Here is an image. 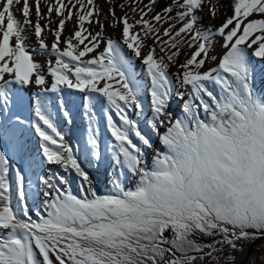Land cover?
Masks as SVG:
<instances>
[{
    "label": "snow or ice",
    "instance_id": "6c2138e0",
    "mask_svg": "<svg viewBox=\"0 0 264 264\" xmlns=\"http://www.w3.org/2000/svg\"><path fill=\"white\" fill-rule=\"evenodd\" d=\"M20 3L23 21L14 12ZM140 3L133 0L129 5L139 19L127 12L117 18L115 9L110 10L113 23L123 25V45L108 39L104 50L87 60L82 58L103 42L102 32L93 35L85 28L86 22L100 23L94 19L101 12L95 0H54L47 9L49 24L54 11L61 17L51 45L57 59L54 65L48 61L54 78L50 91L60 93L63 86L87 93L86 143L96 158L101 142L94 103L106 101L115 160L138 177V183L126 190L116 179L113 194H98L75 146L65 142L46 101L38 99L34 127L43 140V157L74 170L86 193L78 197L70 186L61 187L68 185L64 176L40 177L48 197L47 215L31 220L25 177L17 167L15 181L9 179L11 161L0 148V264H217L225 247L237 250L239 241L264 236V97L255 91L247 51L255 45L254 55L264 58V0H233L232 15L216 30L227 51L207 70L206 62L216 57L210 56L213 33L200 27V12L207 7L214 16L216 6L209 0H173L152 15L156 0H150L151 7ZM31 11L29 0H0V113L14 103L11 85L46 84L41 66L25 48L27 25L34 27L39 47L49 48L41 38L45 29L30 19ZM35 12L42 17L41 0H35ZM74 15L78 30L61 49L65 23ZM254 15L259 18L251 19ZM161 22L168 25L163 31L157 27ZM147 38H153L152 46L144 43ZM156 42L163 55L156 54ZM125 46L142 60L146 81L137 79ZM145 47L148 51L142 53ZM184 47L195 51L180 63ZM173 66L180 70L171 73ZM174 95L183 101L179 118L168 110ZM59 107L70 123L62 99ZM10 123L0 121V139L10 134ZM153 135L166 151L154 149ZM147 150L154 151L150 169L144 159ZM200 236L211 242L198 243Z\"/></svg>",
    "mask_w": 264,
    "mask_h": 264
},
{
    "label": "rangeland",
    "instance_id": "374dc122",
    "mask_svg": "<svg viewBox=\"0 0 264 264\" xmlns=\"http://www.w3.org/2000/svg\"><path fill=\"white\" fill-rule=\"evenodd\" d=\"M67 2V0H65ZM133 0H95V6L97 9L101 10L99 17L94 19H99L100 23L97 24L93 22L92 24L85 23V28L91 34L97 32L103 33V42L100 44L94 52L89 53L87 56L83 57V60L97 56L102 52L106 46V41L112 39L123 45L122 37V24H114L113 18L110 15V10L115 9V15L117 18L123 16L125 12L128 13L130 17L139 19V15L132 13L129 5L132 4ZM210 3L216 6L217 14L214 16L209 15V9L205 7L202 12H200L201 17V28H207V30L213 33L212 47L210 50V56H215L216 60H208L204 66V70L216 67L220 62V59L225 54L227 49L223 46L224 39L217 33V29L225 22V20L232 15V3L233 0H209ZM54 0H41V12L42 17L37 16L35 12V0H29V4L32 8L30 19L35 22L39 20L45 31L42 33V37L45 42L49 45L47 50L41 49L39 47V38L35 35L34 27L31 25L24 26V36H25V48L31 54L34 62L38 63L41 68V73L46 78V84L43 86L36 85L35 83L20 85L18 83L11 85L14 103L8 105L10 107L8 117L3 121L5 123L11 122V132L9 134L10 138L0 139V148H3L11 161L12 170L9 173V179L15 181L14 169L19 167L22 174L25 177L24 188H25V202L29 207V215L31 220L38 221L47 215V202L48 198L44 195L45 189L42 184L39 183L40 177H48L50 175L53 177L64 176L68 180V185H61V187L71 188L73 194L78 197H83L86 193V189L81 188L82 180L75 174L74 170L69 171L60 165L49 164L47 160L43 157L42 144L43 140L35 131V123L37 117L35 116V106L38 99L44 100L47 103L48 111L52 114L53 120L56 123L58 129L64 135L65 142L75 146L77 158L81 164V167L88 173L89 178L92 182V186L96 192L100 195H111L115 192L114 181L119 179L120 184L126 190L134 189L138 183V177L134 176L126 167H121L115 160V153L112 148L113 138L111 137L109 131L106 127V119L104 109L107 107L106 101L103 103H94L95 111V127L97 128V135L101 142V156L99 158L94 157L91 154L90 146L87 145L86 141L89 135L90 121L88 117L87 109V93L81 92L78 89H69L62 86V92L53 93L50 91L51 84L54 81L52 75L48 72V61L55 64L57 55L52 51L51 45L55 43V30L58 28L59 20L61 17L54 11L51 14V23L49 24L48 7L53 4ZM125 4L124 8L118 5ZM173 4V0H156L154 6V15L156 12H162L165 7ZM145 5L152 6L150 0H141L139 7H144ZM23 4L14 5V12L17 19L23 21L24 17L22 15ZM175 15V11L172 13ZM259 18L258 15H254L251 19ZM131 22V20H130ZM155 23V22H153ZM103 25V27H101ZM168 25L158 24L157 27L166 28ZM177 24V28H179ZM78 30L77 20L75 15L71 20L66 21L64 30L60 37V48L66 47L65 41L72 37L74 33ZM136 31H139V26L136 27ZM87 35V33H85ZM142 35V34H141ZM90 39V37H89ZM164 39H167L166 37ZM13 44L15 43V38H13ZM73 43H76L74 40ZM88 41H85L87 44ZM144 43L148 46L153 45V38H147ZM156 54L163 55L160 52L159 42H156ZM84 45H80L83 48ZM255 45L248 49V62L250 71L253 78L254 88L257 94L264 97V58L256 57L254 55ZM125 54L129 56L132 60L133 70L136 73V77L139 80H147V72L143 67L142 60L131 54V50L124 47ZM148 48L142 49V53H146ZM195 49H189L184 47L181 49V54L179 56V62L183 63L186 58H188ZM180 69L178 66L170 67L169 71L171 73H176ZM6 79H11L7 76ZM101 84L103 81L100 82ZM49 89V91H43V89ZM215 92L219 89L215 88ZM43 93L38 96V94ZM63 100V106L66 108L70 114L71 122L69 123L67 118L63 116L62 109L59 107V101ZM181 100L175 95L172 97L168 110L177 117L182 116V108L180 107ZM178 102L179 107H174V103ZM147 104V100H145ZM145 116L151 118V111H146ZM147 131V129H145ZM167 130V122L165 125L160 127L161 134L165 133ZM34 131L37 136L33 137L32 141H28L30 133ZM17 134V138H13V134ZM152 140L154 141V148L159 147V151H166V146L161 143L158 136L153 135ZM31 144V145H30ZM22 146V147H21ZM33 146V147H32ZM28 152V156L25 155ZM154 151L147 150L145 153V162L147 167L150 169L152 167ZM54 183H59L55 179ZM55 194V190H53ZM18 196L15 191V184L13 183L12 188V203L15 206L17 204ZM170 235V233H166ZM264 236H259L256 239L242 240L237 244V250H232L225 247L221 253L218 254L219 260L217 264H225V258H227V264H264V245L263 241H257L259 238ZM197 242L201 244H207L211 242L212 238L209 237H196ZM234 258V259H233ZM54 259V257H53ZM214 260L217 258L214 257ZM207 264V261H205Z\"/></svg>",
    "mask_w": 264,
    "mask_h": 264
},
{
    "label": "bare ground",
    "instance_id": "6f19581e",
    "mask_svg": "<svg viewBox=\"0 0 264 264\" xmlns=\"http://www.w3.org/2000/svg\"><path fill=\"white\" fill-rule=\"evenodd\" d=\"M180 102H181L180 107L182 108L183 101H180ZM177 103H178V102H176V103L173 104L174 107H176V108L179 107V104H177ZM9 110H10V107H9V106L4 107L2 113H0V121H4V120L8 117L7 115H8V113H9ZM172 115H173V114H172ZM173 117L178 118L177 115H173ZM36 133H37V132H36ZM36 133H35L34 131H32V132L30 133L29 137H28V139H29L28 141H32V140H33V137L37 136ZM12 136H13V138H17V134H16V133H14ZM4 138L9 139L10 136L8 135V136H5ZM30 145H31V144H30ZM32 147H33V146H32ZM154 149H156V148H154ZM156 150H159V147H158ZM28 154H29L28 152H25V155H26V156H28ZM11 170H12V168L10 169V172H9V173H11ZM50 178H54V177L50 175ZM54 181H55V179H53V183H54ZM47 198H48V197H47Z\"/></svg>",
    "mask_w": 264,
    "mask_h": 264
},
{
    "label": "water",
    "instance_id": "95a60500",
    "mask_svg": "<svg viewBox=\"0 0 264 264\" xmlns=\"http://www.w3.org/2000/svg\"><path fill=\"white\" fill-rule=\"evenodd\" d=\"M257 241H263L262 245H264V237L259 238Z\"/></svg>",
    "mask_w": 264,
    "mask_h": 264
}]
</instances>
